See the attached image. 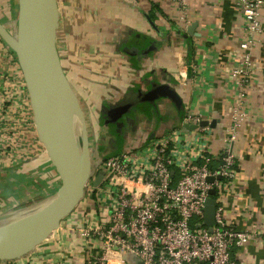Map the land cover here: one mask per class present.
Wrapping results in <instances>:
<instances>
[{"label":"crops","instance_id":"crops-1","mask_svg":"<svg viewBox=\"0 0 264 264\" xmlns=\"http://www.w3.org/2000/svg\"><path fill=\"white\" fill-rule=\"evenodd\" d=\"M15 7L16 0H0V17L8 27ZM58 7L57 47L62 66L80 96L89 128L98 137L108 136L106 127L97 132L102 104L112 105L130 88L156 80L175 87L183 99L184 114L198 113L209 122L210 154L217 155L226 146L223 135L228 114L240 99L230 71L243 55L240 43L245 36L235 0H189L188 27L195 24V28L186 37L174 0H58ZM260 22L254 72L241 99L246 119L232 146L237 176L224 210L227 222L249 229L264 227V4ZM181 119L172 103L161 99L157 109L150 105L137 109L132 119L136 125L123 132L135 140L130 147L136 148L151 134L174 130ZM213 120L216 123L211 127ZM28 127L23 138L33 145L20 148L11 162L0 161V211L35 202L59 184L57 172L37 143L35 129L31 123ZM26 149L30 155L21 163L18 155ZM83 245L68 216L30 253L12 261L0 260V264H84ZM233 254L242 264H264V236L234 248Z\"/></svg>","mask_w":264,"mask_h":264},{"label":"built area","instance_id":"built-area-1","mask_svg":"<svg viewBox=\"0 0 264 264\" xmlns=\"http://www.w3.org/2000/svg\"><path fill=\"white\" fill-rule=\"evenodd\" d=\"M174 1L187 31L189 0ZM235 2L244 20L245 36L240 43L243 55L230 71L240 99L228 114L223 135L226 146L217 155L210 154L209 127L199 125L200 114L186 112L169 133L154 135L139 147H125L97 161L84 198L70 215L73 231L84 243V264H242L233 249L264 236L262 225L240 228L227 222L224 214L237 176L232 146L246 119L241 99L254 72L253 52L262 33L264 0ZM22 91L27 93L16 56L0 38L1 162H11L20 148L33 145L23 138L29 123L35 127L28 93L25 96ZM184 124L198 126L188 131ZM35 135L45 151L36 130ZM100 173L102 180L95 185ZM208 197L215 200L211 230L203 223Z\"/></svg>","mask_w":264,"mask_h":264},{"label":"water","instance_id":"water-1","mask_svg":"<svg viewBox=\"0 0 264 264\" xmlns=\"http://www.w3.org/2000/svg\"><path fill=\"white\" fill-rule=\"evenodd\" d=\"M59 19L58 0H16L11 26L0 21V38L14 52L23 75L38 139L59 177L58 186L49 195L0 211L2 261L25 256L60 227L82 202L86 184L98 163L90 144V122L62 66L57 47ZM148 21L157 29L150 18ZM194 28L195 24L188 27L185 37L194 34ZM136 36L150 41L142 34ZM161 99H168L180 116H184L183 99L175 87L151 80L145 87L130 88L112 105L102 104L100 123L118 127V120L124 115L144 105L157 109ZM215 123L213 120L210 126L214 127ZM208 124L205 120L199 123ZM197 126L184 124L188 131ZM102 175H97L95 185L100 184ZM207 180L211 182L213 178ZM213 194L214 190H210V195ZM214 211L215 200L208 197L203 223L209 230L214 224Z\"/></svg>","mask_w":264,"mask_h":264},{"label":"flooded vegetation","instance_id":"flooded-vegetation-1","mask_svg":"<svg viewBox=\"0 0 264 264\" xmlns=\"http://www.w3.org/2000/svg\"><path fill=\"white\" fill-rule=\"evenodd\" d=\"M146 107V105H144ZM142 106V107H144ZM137 109L132 110V112L129 115H124L121 119L118 120V127L114 126L113 124L111 125H107V124H102L100 123V119H99V123H98V129L100 127H106L108 129V134L112 135L111 133H116V131L118 132L120 129L123 131V129H125V127H128L130 125V127H132V119L133 116L135 115V111ZM89 131V135H90V144L92 149L94 150V157L96 161H101L103 160L106 156H107V152L103 151V149L106 147H108L110 150H112L113 146L116 144L115 141L113 140V138L111 136H104L107 137L109 140H107L105 142L104 137L100 136L95 138L93 135V131L92 129H88ZM115 131V132H114ZM98 134H100V130L97 131ZM106 139V138H105ZM115 143V144H114Z\"/></svg>","mask_w":264,"mask_h":264},{"label":"rangeland","instance_id":"rangeland-1","mask_svg":"<svg viewBox=\"0 0 264 264\" xmlns=\"http://www.w3.org/2000/svg\"><path fill=\"white\" fill-rule=\"evenodd\" d=\"M134 125H136V124H132L133 127H134ZM111 134L112 135H109V134L108 135L113 138V140L115 141L116 144L114 143L115 145L113 146L112 150H110L108 147L105 146L103 151H106L107 155H110V154H113V153H115L117 151H120V150H122L125 147H129V146H134L135 145V140L128 138L129 135L126 137L125 133L121 129L118 132L117 131H116V133L112 132ZM93 135H94L95 138L98 137L94 132H93ZM104 140L106 142L109 139L107 137H104ZM29 155H30V151L28 149H26V152L24 153V155H23V153L21 155H18V159H19V161H21V163L25 162L24 160L27 159ZM132 261L133 260H131V263H132Z\"/></svg>","mask_w":264,"mask_h":264},{"label":"trees","instance_id":"trees-1","mask_svg":"<svg viewBox=\"0 0 264 264\" xmlns=\"http://www.w3.org/2000/svg\"><path fill=\"white\" fill-rule=\"evenodd\" d=\"M15 18V10H14V12L12 13V19H14ZM0 21L5 25V26H8L7 24H6V22L5 21H3V19L0 17ZM146 106H148V105H146ZM99 123V122H98ZM97 123V124H98ZM97 126H99V125H97ZM89 127V126H88ZM111 155V154H110ZM108 156V155H107Z\"/></svg>","mask_w":264,"mask_h":264}]
</instances>
